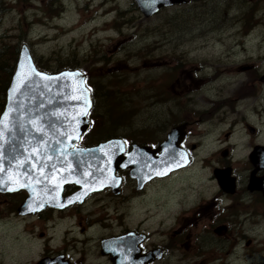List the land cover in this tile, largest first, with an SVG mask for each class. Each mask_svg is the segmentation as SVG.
<instances>
[{"label":"rangeland","instance_id":"rangeland-1","mask_svg":"<svg viewBox=\"0 0 264 264\" xmlns=\"http://www.w3.org/2000/svg\"><path fill=\"white\" fill-rule=\"evenodd\" d=\"M0 9V42L26 44L50 70L70 61L94 87V125L81 143H94L105 132L157 143L171 126L193 121L190 139L199 148L192 177L150 184L147 201L116 198L106 216L121 213L131 223L147 217V229H166L178 212L169 203L213 194L204 167L212 160L201 159L220 146L219 133L231 129L210 121L215 98L247 108V122L261 128L264 143V0H186L151 16L133 0H0ZM231 130L237 161L248 142L244 123ZM239 208L228 223L230 247L222 260L264 264V198L244 195Z\"/></svg>","mask_w":264,"mask_h":264},{"label":"flooded vegetation","instance_id":"flooded-vegetation-1","mask_svg":"<svg viewBox=\"0 0 264 264\" xmlns=\"http://www.w3.org/2000/svg\"><path fill=\"white\" fill-rule=\"evenodd\" d=\"M250 67L241 65L239 68ZM223 98H215L211 103L210 121L215 125L226 123L231 129L238 122L244 123L248 141L243 146L246 149L244 156L237 161L234 159L236 143L231 140L232 130L220 132L217 138L220 146L201 159V162L212 160L204 167L209 169L213 194L194 197L190 203L181 200L169 203L178 212L170 215L172 223L168 228L147 229L144 224L147 217L131 223L133 219L123 217L121 213L118 218L106 216L108 211L105 209L116 198H144L147 201V189L154 182L191 178L194 173L191 164L199 148V144L190 139L193 121L180 122L185 123L186 128L180 146L186 150L189 163L166 176L138 183L129 174V169L123 168L114 172L110 186L83 192L79 183L71 181L63 185L60 193L63 200L56 205H45L40 209L23 206L21 211L19 208L28 194L25 189L0 192V264H227L222 258L230 247L226 239L228 223L242 212L239 208L242 196L264 198L261 191L264 143L259 141L261 128L247 122V108L239 109L231 98ZM101 138L95 143L110 137ZM121 139L126 142L123 154L130 151L133 143H138L128 136H121ZM259 145L262 148L257 153ZM250 177L256 180L253 185L249 182ZM128 180L132 182L128 189L133 188L126 192ZM102 209L104 216L99 214ZM259 223L264 227V219ZM261 246L259 250L264 253V241Z\"/></svg>","mask_w":264,"mask_h":264},{"label":"water","instance_id":"water-1","mask_svg":"<svg viewBox=\"0 0 264 264\" xmlns=\"http://www.w3.org/2000/svg\"><path fill=\"white\" fill-rule=\"evenodd\" d=\"M133 1L145 16L161 7L185 2ZM90 104L80 70L42 71L34 64L27 45H21L0 114V191L26 189L28 196L20 211L23 206L33 209L35 205L40 209L56 205L63 200L59 198L62 186L71 181L81 183L84 174L110 175L118 168L130 167V175L141 182L145 175L148 180L186 165L178 144L184 135L183 125L172 127L157 148L133 145L125 157L119 139H109L88 149L68 150L88 127L86 114ZM155 151L160 154L155 156ZM108 181V177L94 180L86 188L97 183L106 185ZM261 181L264 184V177Z\"/></svg>","mask_w":264,"mask_h":264},{"label":"trees","instance_id":"trees-1","mask_svg":"<svg viewBox=\"0 0 264 264\" xmlns=\"http://www.w3.org/2000/svg\"><path fill=\"white\" fill-rule=\"evenodd\" d=\"M3 10L0 9V14ZM18 45H10L3 41L0 42V112L3 109L5 103V96H6V89L11 79V75L14 70V66L17 59L18 54ZM72 64V62L67 61L64 65L59 69H75L77 66L67 65ZM36 65L38 68L46 71H56L59 70L58 68L54 70L47 69L45 66H41L36 61Z\"/></svg>","mask_w":264,"mask_h":264}]
</instances>
